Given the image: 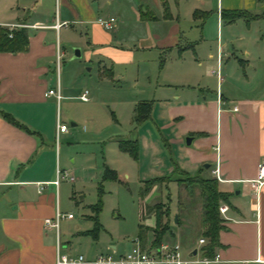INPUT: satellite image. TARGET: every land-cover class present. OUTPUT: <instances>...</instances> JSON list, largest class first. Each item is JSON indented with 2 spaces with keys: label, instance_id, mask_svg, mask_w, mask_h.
<instances>
[{
  "label": "crops",
  "instance_id": "1",
  "mask_svg": "<svg viewBox=\"0 0 264 264\" xmlns=\"http://www.w3.org/2000/svg\"><path fill=\"white\" fill-rule=\"evenodd\" d=\"M57 4L51 16L46 0L7 1L0 18V28L18 25L13 31L22 29L26 35L23 51L0 53V112L15 123L0 117V264H54L58 254L72 256V245L81 246L78 255L88 260L97 255L116 257L132 246L129 238L112 243L111 231L97 224H76L62 238L58 226L56 248L54 231L43 226L56 206L59 210L56 195L61 181L56 191L50 184L55 170L68 171L58 167L53 145L47 141L67 133L55 135L59 101L68 98L61 96V71L58 74L67 46L79 47L86 62H96L99 78L113 81L119 70H135L133 89L140 96L137 103L129 100L128 124H133L135 103L150 102L144 122L149 120L165 136L179 171L214 179L212 171L217 170V190L227 195V209L220 216L215 264H264V182L251 186L258 166L264 163V86L257 87L259 94L256 87L245 84L247 89H221L231 81L239 83L228 71L234 67L241 66L248 82L246 71L251 73L254 59L260 62L264 57V38L260 32H252L255 19L229 22L220 16L222 11H258L253 12L258 15L264 11V0H214L213 6L211 0H57ZM108 18L115 20L110 30L96 23ZM204 18L219 28L218 38L211 42L204 30L196 33L192 28L196 20ZM239 23L245 24V31L219 45L223 28ZM233 42L240 44L246 63L232 52L236 51ZM249 59L251 65H247ZM150 70L155 72L154 79L148 75L139 85V71ZM122 78L119 75L117 80ZM56 87L59 100L45 95ZM68 90L63 88V92ZM186 137H191L188 146ZM140 139L150 157L137 179L139 210L132 235L145 245L151 244L154 235L155 217L149 209L154 186L141 196L142 183L170 175L172 168L156 157L159 146L146 143L141 136L130 140L141 147ZM118 153L127 160L126 153ZM205 164L207 168H203ZM117 172L124 174L123 170ZM69 175L71 182L62 181L73 183L71 172ZM184 210L176 192L173 218L179 219ZM197 217L201 229L200 208ZM114 218L120 217L116 214ZM161 219L165 221V215ZM175 225L180 230L182 224L176 220ZM179 235L162 237L160 242L179 243ZM198 239L186 252L200 251Z\"/></svg>",
  "mask_w": 264,
  "mask_h": 264
},
{
  "label": "rangeland",
  "instance_id": "2",
  "mask_svg": "<svg viewBox=\"0 0 264 264\" xmlns=\"http://www.w3.org/2000/svg\"><path fill=\"white\" fill-rule=\"evenodd\" d=\"M7 1L9 3L13 0H0V18L3 17ZM211 2L213 6L214 0ZM46 7L47 13L52 16L54 11L58 9L57 0H46ZM247 12L255 15L253 12L257 13L258 11ZM256 16L258 17L251 25L252 32H260V36L264 38V11H260ZM244 25V23H239L230 28L223 26L224 30L221 32L219 45H223L227 38L241 35L246 29ZM192 28L196 33L204 30L209 42L218 38L219 35V28H216L212 20L206 21V18L196 20ZM232 44L236 50L232 51L234 55L238 60L246 63L247 58L243 55L240 44L234 42ZM74 50H78L80 54L79 47H66L58 68V74L61 71V96H68V98H62L59 101L56 118L60 124L66 126L67 133L57 138L54 136L55 139H47L48 144L53 145L51 147L54 148L58 167H64L69 173L71 172L74 179L73 183L61 181L57 190L56 198L59 211L71 214L73 218L72 220L60 221V238L65 232L72 230L76 224L82 226L97 224L101 228L111 231L112 243H119L126 238L133 240L135 238L132 235L135 232V218L139 210L137 179L150 156L147 155L148 151L143 149V141L140 139L141 147L136 141V159L133 160L126 154L124 157L127 160L125 161L121 159V155L118 153L117 141L130 140L136 136L145 137L146 143L153 142L159 146L160 154H157L156 157L163 160L164 164L171 166L172 169L174 165L173 149L164 141L165 136L158 133L149 120L139 126L134 125V123L128 124L130 120L129 100L132 98L133 101L131 100V102L137 103L138 96H140H137L133 89L135 70H119L118 76H123L121 82L117 80L118 76L116 75H114L113 81L103 79V77L99 78L97 63L94 61L86 62L83 54L73 58ZM252 56L258 55L252 52ZM251 61L252 59H249L247 65H251ZM253 64H255V69L251 73L246 71L247 83L241 66L234 67L235 69L228 71L232 72L229 73L230 77L239 78V83H232L231 81L230 85L228 83L223 84L221 89L235 91L247 89V86H243L245 84L256 87L257 91L259 85L264 86V57H261L260 62L254 59ZM247 65L244 64V68ZM154 74V70L144 72V74L139 71V85L142 83L141 79L148 75L153 80ZM138 87L140 88V86ZM63 88L70 90L63 92ZM84 92H86V97L89 100L88 103H82L78 100L79 94ZM260 92L257 91L258 94ZM129 94L130 97H128ZM71 123L75 126L71 127ZM159 167L161 169L163 166L159 165ZM104 168L115 171L117 180H103ZM118 170H123L124 174H119ZM167 176L170 180L178 178L183 184L181 186L176 185L175 188V182L171 181L172 183L164 182L162 185L154 186L153 197L150 200L152 205L149 207L157 204L161 206L160 210L163 215L164 212H167L165 214L166 220L161 219V223L166 224L167 228L162 237L172 239L170 235L179 233L177 239L182 252L186 254V249L192 246V241L196 238H202L200 236L201 229H199V225L197 226L199 222L197 212L200 203L198 189L193 183H190L191 181L187 180L185 175L179 173L171 175L170 173ZM187 187L190 190H186ZM73 190H75L74 195ZM176 192L178 203L185 209L179 219L176 216V220L180 222V225L182 224L179 226L180 230L173 223ZM95 207L98 209L97 212L92 210ZM116 214L120 218H114ZM80 249L81 246L72 245L70 254L72 256L78 255L81 252Z\"/></svg>",
  "mask_w": 264,
  "mask_h": 264
},
{
  "label": "trees",
  "instance_id": "3",
  "mask_svg": "<svg viewBox=\"0 0 264 264\" xmlns=\"http://www.w3.org/2000/svg\"><path fill=\"white\" fill-rule=\"evenodd\" d=\"M162 1V0H161ZM221 18L226 20L233 21L236 19H243L244 21H248L250 19H256L258 16L250 15L246 12L239 11H222L220 13ZM26 46V35L22 29H18L11 32V37H8V32L5 29L0 28V53H16L23 51ZM151 108L150 102H141L136 104L134 108V118L133 123L135 125L140 124L148 119L149 112ZM0 117L10 123L15 124L14 120L7 114L0 112ZM117 148L120 152L126 153L133 160L136 159V141L135 140H126V141H118ZM175 173H179L180 175H185L187 180L191 181L197 189H198V199H199V208H200V225H201V233L200 236L204 239V244L200 247V253L203 257L210 258L213 256L214 249L217 248L218 232L222 229L221 223L222 220L218 214V207L221 205L227 204V195L221 193L217 190V182L214 179L210 178H201L199 176H188L185 173L179 171L175 165H173V169L171 175ZM102 179H109L111 181H116V174L114 171L104 168V173ZM175 182L176 185L183 184L178 178L174 180H170L167 177L160 178H152L142 183V187L140 189L141 196L146 195L149 190L159 184H163L164 182ZM188 182V181H187ZM185 188V187H184ZM186 190H190L189 187ZM161 206L155 204L149 209L154 213L155 217V226L153 230V240L152 245L156 246L163 234L166 232V224L161 223V218L167 212H164V215L160 210ZM94 212H97L98 209L95 207L92 209ZM178 224V221H177ZM141 234L139 233L138 236Z\"/></svg>",
  "mask_w": 264,
  "mask_h": 264
},
{
  "label": "built area",
  "instance_id": "4",
  "mask_svg": "<svg viewBox=\"0 0 264 264\" xmlns=\"http://www.w3.org/2000/svg\"><path fill=\"white\" fill-rule=\"evenodd\" d=\"M96 23L104 30H110L114 26L115 20L113 18L108 19H97ZM58 25H55V28ZM19 27L18 25H7L6 29L8 32V37H11V32ZM46 96H53L55 100H59L60 96L58 93V87L54 90H49L45 94ZM79 100L82 102L87 101L86 92L79 96ZM232 111H236L235 108ZM67 128L65 125L56 123L55 125V135L65 133ZM213 178L216 181H220L217 175V170L212 171ZM62 180L71 182L68 171H61L59 169L55 170V178L50 183L54 186L55 191L58 187V183ZM264 182V163H261L257 168V177L252 183V188ZM226 206L221 205L218 207L219 216H223L226 211ZM72 218L71 214H65L59 212L57 206L52 218H46L43 220V226L47 229H52L54 231L56 239V248H58V226L59 222L62 220H69ZM132 246L129 251L123 253L122 255L113 257L110 255H97L93 259H85L82 255L75 256H65L57 255L54 264H215L217 262V256L214 254L212 257H203L200 251L195 248V255L190 256L192 249H189L186 254L182 252L181 246L178 242H159L156 246L150 243L142 245L138 239L135 237L131 240ZM204 239L200 238L197 240V246H202L204 244Z\"/></svg>",
  "mask_w": 264,
  "mask_h": 264
},
{
  "label": "water",
  "instance_id": "5",
  "mask_svg": "<svg viewBox=\"0 0 264 264\" xmlns=\"http://www.w3.org/2000/svg\"><path fill=\"white\" fill-rule=\"evenodd\" d=\"M77 57H79V51L78 50H74V52H73V58H77ZM190 141H191V137H186L185 138V140H184V142H185V145H189V143H190ZM208 167V165H203V168H207ZM175 221H176V218H174V223H175ZM195 249H193L192 251H191V254H190V256H194L195 255Z\"/></svg>",
  "mask_w": 264,
  "mask_h": 264
}]
</instances>
